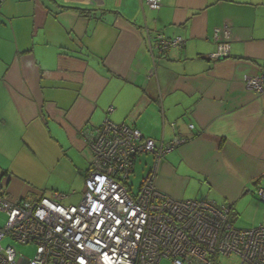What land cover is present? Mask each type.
<instances>
[{
  "label": "crops",
  "instance_id": "obj_1",
  "mask_svg": "<svg viewBox=\"0 0 264 264\" xmlns=\"http://www.w3.org/2000/svg\"><path fill=\"white\" fill-rule=\"evenodd\" d=\"M225 29L229 54L211 59ZM156 34L184 43L151 50ZM262 73L264 0H2L0 181L12 199L71 197L91 158L82 130L107 119L184 138L156 187L231 213L264 187V93L245 87Z\"/></svg>",
  "mask_w": 264,
  "mask_h": 264
},
{
  "label": "built area",
  "instance_id": "obj_2",
  "mask_svg": "<svg viewBox=\"0 0 264 264\" xmlns=\"http://www.w3.org/2000/svg\"><path fill=\"white\" fill-rule=\"evenodd\" d=\"M146 3L151 9L160 7V0ZM217 31L211 59L229 54L228 31L222 38ZM147 38L151 50L184 43L181 37L163 34ZM245 87L264 93V73L247 78ZM82 135L91 158L77 204H62L59 193L12 199L0 181V212L6 215L0 227V264H158L163 258L171 264H215L217 257L231 255L240 264H264V225L235 228L228 222L229 206L208 199H175L156 187L160 158L184 138L156 143L134 126L107 119L82 130ZM143 154H150L153 162L133 189L129 176ZM255 194L264 202V187ZM6 236L34 244L33 257H17L14 246L1 244Z\"/></svg>",
  "mask_w": 264,
  "mask_h": 264
},
{
  "label": "rangeland",
  "instance_id": "obj_3",
  "mask_svg": "<svg viewBox=\"0 0 264 264\" xmlns=\"http://www.w3.org/2000/svg\"><path fill=\"white\" fill-rule=\"evenodd\" d=\"M152 162L153 158L150 154L139 155L134 166V171L129 176L128 185H130L133 189H136L141 182V178L143 177L147 169L151 166ZM83 188L84 182L83 186L79 188V190H76V193H74L71 197L65 198L61 202L63 204H77L80 200ZM43 195L48 197L47 194ZM251 196H253V200H242L231 209V213L228 217V222L235 228H253L261 224L264 225V202H262L260 198L255 194H251ZM5 221V213L0 212V227L4 225ZM1 244L3 246H14L17 257L23 256L27 259H30L34 255V244L24 245L16 243L8 236L3 238ZM158 264L171 263L169 259L163 258ZM215 264H240V260L236 255H231L229 257L219 256L215 259Z\"/></svg>",
  "mask_w": 264,
  "mask_h": 264
},
{
  "label": "trees",
  "instance_id": "obj_4",
  "mask_svg": "<svg viewBox=\"0 0 264 264\" xmlns=\"http://www.w3.org/2000/svg\"><path fill=\"white\" fill-rule=\"evenodd\" d=\"M86 174H87V170H86ZM86 174H85V177H86ZM85 179V178H84ZM9 237V236H8ZM11 238V237H10ZM12 239V238H11ZM13 240V239H12ZM14 241V240H13ZM14 242H16V241H14ZM17 243V242H16ZM20 244H22V243H20ZM24 245H27V244H24Z\"/></svg>",
  "mask_w": 264,
  "mask_h": 264
}]
</instances>
